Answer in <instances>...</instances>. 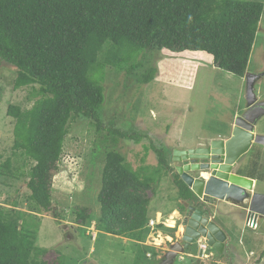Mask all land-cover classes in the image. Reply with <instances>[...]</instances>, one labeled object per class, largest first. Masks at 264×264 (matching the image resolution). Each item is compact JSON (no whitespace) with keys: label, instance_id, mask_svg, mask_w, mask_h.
I'll return each instance as SVG.
<instances>
[{"label":"rangeland","instance_id":"obj_1","mask_svg":"<svg viewBox=\"0 0 264 264\" xmlns=\"http://www.w3.org/2000/svg\"><path fill=\"white\" fill-rule=\"evenodd\" d=\"M243 1L264 4V0ZM116 50L115 56H133L125 62L119 61L116 67L107 65L105 71L94 72L96 80L106 75L102 83L105 104L100 119L107 127L112 125L115 130L140 135L139 141L98 131L91 119L81 118L72 123L60 169L53 180V206L46 214L31 199L28 180L35 162L14 150L17 120L8 115L10 105L31 109L41 99L40 88L36 85L15 89L18 70L0 60V207L18 220L22 233L34 235L36 247L46 250L33 261L160 264L184 232L183 217L178 220L180 215L172 212L178 211L182 216L187 212L186 201L180 199L174 183L177 173L174 151L207 148L214 141L229 140L236 118L249 110L246 96L250 80L254 82L257 103H264V12L243 78L215 66L213 57L205 52L142 51L129 44ZM134 65L140 66L128 75L127 70ZM152 68L157 75L145 85L142 81ZM255 132L264 136V117ZM154 147L167 152L172 173L159 166ZM263 149L254 146L234 169L256 180L254 192L260 193H264ZM111 151L119 152L141 179H149L144 186L128 190L148 199V220L157 223L156 228L149 227L136 234L140 241L96 230L101 214L98 197L103 170L107 153ZM255 153L259 155L253 161ZM9 158H12L11 169L5 166ZM181 165H187V161ZM204 172L192 174L198 178ZM206 206L217 214L220 223L232 226L230 231L234 235L227 231L230 236L227 254L214 252L205 239L200 241V246H190L174 264H264V217L254 227L243 208L218 201ZM158 211L163 215L155 219ZM162 229L164 234H160Z\"/></svg>","mask_w":264,"mask_h":264},{"label":"trees","instance_id":"obj_2","mask_svg":"<svg viewBox=\"0 0 264 264\" xmlns=\"http://www.w3.org/2000/svg\"><path fill=\"white\" fill-rule=\"evenodd\" d=\"M263 12L262 2L243 0H0V60L18 70L15 89L40 88L41 99L31 109L10 105L8 115L17 120L14 150L35 162L28 189L41 213L53 206V180L72 123L91 119L98 131L139 141L140 135L107 127L100 119L106 75L96 80L94 72L133 56H115L117 47L205 52L215 66L243 78ZM139 66L129 68L128 75ZM156 75L150 69L142 83L150 84ZM154 150L159 166L172 173L167 152ZM11 164L9 158L5 166L11 169ZM148 181L119 152L107 153L96 230L130 240L147 230L148 199L128 190ZM174 183L181 200L194 199L177 173ZM45 252L0 207V264H44L33 259Z\"/></svg>","mask_w":264,"mask_h":264},{"label":"water","instance_id":"obj_3","mask_svg":"<svg viewBox=\"0 0 264 264\" xmlns=\"http://www.w3.org/2000/svg\"><path fill=\"white\" fill-rule=\"evenodd\" d=\"M246 100L249 110L244 116L236 118L233 135L229 140L214 141L207 149L174 151L177 174L191 189L193 200H201L197 203L205 206L199 209L194 203L191 204L193 200L185 202L187 212L182 216V238L171 247L160 264H174L191 245L203 239H206L209 247L219 253L223 252L227 235L214 219L208 217L211 209L206 205L212 206L217 201L227 205L231 202V206L245 209L252 225L264 217V193L254 192V180L238 175L234 170L253 144L264 146V136L255 133L256 123L264 117V103H257L253 80L249 81ZM191 159L210 163L181 165ZM198 171H211L210 177L197 178L192 173Z\"/></svg>","mask_w":264,"mask_h":264},{"label":"flooded vegetation","instance_id":"obj_4","mask_svg":"<svg viewBox=\"0 0 264 264\" xmlns=\"http://www.w3.org/2000/svg\"><path fill=\"white\" fill-rule=\"evenodd\" d=\"M246 102H247V100H246ZM261 120H262V119H261ZM261 120H259L258 123H256V125H255V131H256L258 125H259V122H261ZM255 133H256L257 135H260V134H258L257 132H255ZM254 146H259L260 149H261V147L264 148L263 145L253 144V146L251 147V149H254ZM207 148H208V147H207ZM207 148H203V147H201V148H198V149H207ZM251 149H250V150H251ZM194 150H195V149H194ZM263 150H264V149H263ZM258 155H259L258 153H255V154H254V156H253V161L256 160V157L258 158ZM243 157H244V156H243ZM243 157H242V158H243ZM257 161H258V160H257ZM202 162L205 163V164H206V163H210V161H205V160H202V161H201L200 159H199V160L191 159V160L187 161V164H201ZM203 163H202V164H203ZM263 163H264V162H263ZM263 163H262L261 166L264 165ZM261 183L264 184V182H261ZM257 192H258V191H257ZM258 193H260V192H258ZM192 200H193V199H192ZM192 200H190L189 202H191ZM195 201H196V202H195ZM186 202H188V201H186ZM192 203H194L195 206L198 207L199 209H202V208L204 207V206H203V207L200 206V204L197 203V200H193V202H191V204H192ZM209 213H210V212H209ZM259 220H260V219H259ZM259 220H258V221H259ZM214 221H215V220H214ZM223 231H224V230H223ZM224 232H225V231H224ZM225 233H226V232H225ZM226 235H227V239H226V242H225V246H224V248H223V252L221 253V254H224V255L227 254L226 252H227V250H228V244H229L228 242H229V237H230L227 233H226ZM194 244H196V242H195ZM194 244H193V245H194ZM191 246H192V245H191ZM194 248H196V247H194ZM211 249H213V248H211ZM213 250H214V252H217L215 249H213ZM211 252H212V251H211ZM218 254H220V253L218 252Z\"/></svg>","mask_w":264,"mask_h":264},{"label":"crops","instance_id":"obj_5","mask_svg":"<svg viewBox=\"0 0 264 264\" xmlns=\"http://www.w3.org/2000/svg\"><path fill=\"white\" fill-rule=\"evenodd\" d=\"M237 173V172H236ZM238 174V173H237ZM238 175H241V176H244V175H242V174H238ZM244 177H247V176H244ZM247 178H250V177H247ZM250 179H252V178H250ZM252 180H254V179H252ZM255 182H256V180H255ZM178 213L180 216H181V214H180V212H178V211H173L172 213L174 214V213ZM171 213V214H172ZM159 215H163V212H161V211H158V212H156V217H155V219H160V217H159ZM208 217H211L212 219H214L215 220V222L221 227V229H223L226 233H227V231L230 233V234H232V231H230L231 230V228L230 227H232V226H230L229 224H226V225H224L223 223H220L219 221H218V219H217V214H214L212 211H211V213H209L208 214ZM178 220H181V219H178ZM260 221V220H259ZM259 221H257V223L259 222ZM180 223V222H179ZM179 225V224H178ZM228 226V227H227ZM184 230V229H183ZM164 232H165V230L164 229H162V231L160 230V234H164ZM228 234V233H227ZM234 235V233L232 234V236ZM116 237V236H115ZM204 241V240H203ZM200 241L198 240V241H196V245H198V246H200ZM190 249V248H189ZM158 257V256H157ZM160 263V262H159Z\"/></svg>","mask_w":264,"mask_h":264},{"label":"bare ground","instance_id":"obj_6","mask_svg":"<svg viewBox=\"0 0 264 264\" xmlns=\"http://www.w3.org/2000/svg\"><path fill=\"white\" fill-rule=\"evenodd\" d=\"M203 176L204 177H207V178H209L210 177V173H209V171H205L204 173H203ZM228 205H233L231 202H228ZM181 218L180 219H182V215L180 216ZM257 225V223L255 224H253V226L255 227ZM162 238V237H161ZM204 240V239H203ZM159 242V244H161L160 242H161V240H159L158 241Z\"/></svg>","mask_w":264,"mask_h":264},{"label":"built area","instance_id":"obj_7","mask_svg":"<svg viewBox=\"0 0 264 264\" xmlns=\"http://www.w3.org/2000/svg\"><path fill=\"white\" fill-rule=\"evenodd\" d=\"M251 225H252V223H251ZM149 227L150 228H156L157 227V223L154 220H152V221L149 222Z\"/></svg>","mask_w":264,"mask_h":264}]
</instances>
